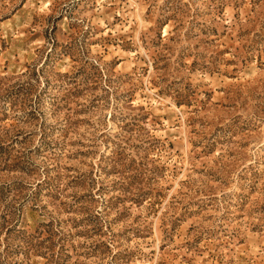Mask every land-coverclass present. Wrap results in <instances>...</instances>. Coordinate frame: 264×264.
<instances>
[{"label": "rangeland", "instance_id": "374dc122", "mask_svg": "<svg viewBox=\"0 0 264 264\" xmlns=\"http://www.w3.org/2000/svg\"><path fill=\"white\" fill-rule=\"evenodd\" d=\"M0 264H264V0H0Z\"/></svg>", "mask_w": 264, "mask_h": 264}]
</instances>
